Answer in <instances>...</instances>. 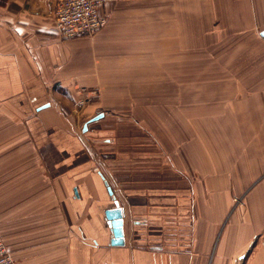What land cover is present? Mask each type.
<instances>
[{
	"label": "crops",
	"instance_id": "obj_1",
	"mask_svg": "<svg viewBox=\"0 0 264 264\" xmlns=\"http://www.w3.org/2000/svg\"><path fill=\"white\" fill-rule=\"evenodd\" d=\"M56 2L0 0V234L17 264H264V0H107L104 28L73 39L59 33ZM136 81L206 86V99L184 100L181 112L176 93L162 110L144 97L124 103L120 86ZM83 87L102 101L78 103ZM165 110L190 132L179 150L177 136L168 145L166 131L156 135L157 161L190 166L193 187L180 193L178 173L152 186L160 171L132 168L143 164L133 161L135 131ZM106 129L114 135L100 147L88 140ZM103 161L129 171L114 176ZM109 186L124 208V245L112 244ZM183 194L190 210L178 219ZM217 196L222 206L194 200Z\"/></svg>",
	"mask_w": 264,
	"mask_h": 264
},
{
	"label": "rangeland",
	"instance_id": "obj_2",
	"mask_svg": "<svg viewBox=\"0 0 264 264\" xmlns=\"http://www.w3.org/2000/svg\"><path fill=\"white\" fill-rule=\"evenodd\" d=\"M130 7L133 11H131L133 14H139L138 12V8H142L143 6L141 5H134V6H128ZM148 12V11H147ZM148 15V13H147ZM141 54H135V57H138L140 56ZM169 56L171 57H174V56H178V53H173V54H168ZM145 61L146 60H138L136 59L134 61V64H135V72H136V78L137 77H143V75H141V72L142 71H147L146 69H143L146 64H145ZM137 80V79H136ZM120 90L122 91H128L129 94L125 95L121 100L122 101H125L124 103H126V101H132L133 99V102H134V105L136 106L138 104V101L140 99H142L143 97L146 98V101H150L151 105H149L152 109H156V110H162L161 108L157 107L158 105L160 104H163L162 102V99H164L163 97H165L166 99L169 98L170 96L174 95L176 93V95L178 96V101H179V107H180V112H181V106L185 105V101L184 100H191L193 99L194 101H198L200 98H202V94H204L205 96V90H206V86H201V85H193V86H189V85H158V84H152L150 83L149 85H139L136 81V84H131V85H125V86H120ZM84 91H86L88 94L90 95H87V98H86V101L84 103L85 104H88V103H92V102H95V101H102L100 100L99 98H96L94 97V95L96 96V93H93V88H90V87H83L82 88ZM202 91V92H200ZM148 94V96H147ZM84 95L82 94L81 92V95L79 97V100L81 98V96ZM147 96V97H145ZM203 96V100H205L206 98ZM140 98V99H138ZM183 98V100H181ZM79 100H78V103H79ZM104 105H105V109L107 111H113L110 107H111V99L108 97L106 99H104L103 101ZM174 103V102H173ZM190 102H188L189 104ZM141 104V102L139 103ZM166 104L169 105L168 102H166ZM178 104V103H177ZM125 106H127L125 104ZM119 110L121 109H126V107H123V105H121L119 103V107H118ZM171 109H174V107L172 106ZM100 111V109H99ZM174 111H168V110H165L164 111V115L161 116V117H156V118H151V122H150V127H151V130L150 131H135V138L134 141L135 142H132V144L134 145V148L137 149L135 150L136 154H135V162H141L143 164H139L137 163V165L135 166H132V168L134 169L135 173L137 174L136 176H139L141 177L143 171L146 172L144 174H148V170H150V172L152 174H157V172L155 171H160V174L161 176H158L157 175H152L150 176V180L148 181H151L150 182V185H156V186H164L166 185V183H174V174L173 176L170 175L172 172L174 173H178V181H176V185H177V189H178V193L181 192L182 189H186V188H192L193 186H191V181L189 179H191V172H190V169H189V165L188 164H184L180 169H178V172L177 170L175 169L174 166H171V165H163L162 161H157L158 160V156L160 155V151L159 149L156 148L155 144L158 143L157 142V134H159L160 132V135H163L162 132H165L166 131V135L168 136L167 140H166V143L168 145H171V144H174V141H173V138L175 136L178 137V143L183 146H178V150L180 148H186L184 147V145L186 146H189V143H190V132H185L184 130V127L183 126H180L178 124V118L174 116ZM109 120V119H108ZM113 121V120H112ZM111 120L110 122H106L104 125H111V123H113ZM0 123L2 124L3 121L2 119L0 120ZM93 126H94V123L90 124V128L93 129ZM100 129V127H99ZM152 131V132H151ZM104 135L102 137V135ZM101 133H98L96 132V130L92 133L91 137L88 136V140H90L91 142H93L95 145H97V147H100L99 144L101 143H104L105 141H108V140H111V138L113 137L112 133H110V130L106 129L104 132H101ZM149 133V134H148ZM121 134V133H120ZM0 136H2V132H0ZM172 136V137H171ZM124 137L127 138L126 135H124ZM87 138V137H86ZM126 138H123V140H126ZM114 139V138H113ZM132 139V140H133ZM93 140V141H92ZM131 140V141H132ZM96 142V143H95ZM173 142V143H172ZM150 149V150H149ZM97 152V151H96ZM126 152V151H125ZM184 154V153H183ZM182 154V156H183ZM106 156H110L111 153H110V150H107ZM162 155V154H161ZM157 157V159H156ZM186 157L188 160H189V157L187 156H184ZM144 158V159H143ZM150 158V160H149ZM153 159H155V161H152ZM109 162V160H107ZM108 162H105L103 161V164L102 166H104L107 171H111L110 170V163ZM150 163V166L147 165V163ZM157 162V163H156ZM158 162L161 164V169L159 167V164ZM113 168V171L110 172V173H115L114 171H119V173H122L124 176L125 174L129 171L126 170V165H117V166H114V167H111ZM127 171V172H126ZM115 176V174H113ZM148 177V175L146 176ZM145 177V178H146ZM193 177L196 178L194 181V184L196 185V180H198V183L199 184V187L202 189V188H206V179L203 177V176H198L197 173H194L193 174ZM198 177V178H197ZM148 179V178H146ZM141 184H143L144 182H139ZM149 183V182H148ZM212 183V185H210V188H214L215 190H221L222 189V185H223V182L222 181H213V182H210ZM239 181H231V192L234 194L237 192H239ZM243 184H245V182H243ZM153 188V187H152ZM223 198L222 196H217V197H212V198H208V197H205V198H195L194 197V200H200L201 201H204L202 202L201 204L204 205V203H208V200H211L213 199V201H215V205H221L223 204ZM190 197L188 196H185L184 194L181 195V196H178V202H179V205H178V219H182L184 218L186 215L185 214V210L183 208H186L188 210H190V207L188 208V206H190ZM230 199V206L232 207V210L234 209V207L238 206V205H242L244 203V197L243 195H231L229 197ZM188 205V206H187ZM183 210V211H181ZM216 211V215H217V209L215 210ZM219 216V215H218Z\"/></svg>",
	"mask_w": 264,
	"mask_h": 264
},
{
	"label": "built area",
	"instance_id": "obj_3",
	"mask_svg": "<svg viewBox=\"0 0 264 264\" xmlns=\"http://www.w3.org/2000/svg\"><path fill=\"white\" fill-rule=\"evenodd\" d=\"M107 0H57L54 20L64 39L92 36L108 22L103 7ZM79 103L84 104L88 94L82 89ZM0 264H17L0 234Z\"/></svg>",
	"mask_w": 264,
	"mask_h": 264
},
{
	"label": "water",
	"instance_id": "obj_4",
	"mask_svg": "<svg viewBox=\"0 0 264 264\" xmlns=\"http://www.w3.org/2000/svg\"><path fill=\"white\" fill-rule=\"evenodd\" d=\"M100 117L95 116L91 118V120L96 119ZM110 194L112 195V198L114 200V207H111L106 210V217L108 219V222L110 226L113 229V238H112V244L113 245H124L126 243L125 240V215H124V208L121 205L120 201L117 199L116 195H114V191L111 188V186L108 187Z\"/></svg>",
	"mask_w": 264,
	"mask_h": 264
}]
</instances>
